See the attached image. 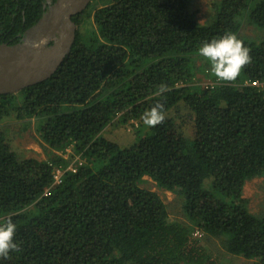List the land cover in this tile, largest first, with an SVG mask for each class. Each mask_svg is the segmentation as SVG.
Returning <instances> with one entry per match:
<instances>
[{"label":"trees","instance_id":"16d2710c","mask_svg":"<svg viewBox=\"0 0 264 264\" xmlns=\"http://www.w3.org/2000/svg\"><path fill=\"white\" fill-rule=\"evenodd\" d=\"M96 1L72 17L75 41L49 78L0 94V123L33 122L49 155L23 157L0 131V218H12L20 246L0 264H226L213 241L264 264V208L244 196L264 176V0H209L204 22L195 0ZM44 4L0 0V42H19ZM225 33L252 62L231 83L195 84L216 80L198 49ZM161 84L169 90L157 96ZM158 101L166 119L147 127ZM115 118L137 123L128 146L102 136ZM145 176L177 195L186 222L141 186Z\"/></svg>","mask_w":264,"mask_h":264},{"label":"water","instance_id":"95a60500","mask_svg":"<svg viewBox=\"0 0 264 264\" xmlns=\"http://www.w3.org/2000/svg\"><path fill=\"white\" fill-rule=\"evenodd\" d=\"M93 0H45L47 10L14 44L0 42V94H15L49 78L70 53L75 14ZM43 41V42H41Z\"/></svg>","mask_w":264,"mask_h":264},{"label":"rangeland","instance_id":"374dc122","mask_svg":"<svg viewBox=\"0 0 264 264\" xmlns=\"http://www.w3.org/2000/svg\"><path fill=\"white\" fill-rule=\"evenodd\" d=\"M209 0H195V7L200 10V22H204L207 14V3ZM101 3H98L96 0L92 1L88 10L94 11L96 7H99ZM206 12V13H205ZM87 28H90V25L87 24L82 27L85 31ZM242 34H248L249 36L255 35V28L244 22L241 27ZM217 81H212L209 77L204 74H198L195 80V84L204 86L205 84H214ZM182 107L183 104H180ZM179 107V108H181ZM176 114V110H172L169 115ZM117 119L115 118L112 123H110L102 132V136L107 139H110L120 146H128L132 142H134V128L137 123L130 122L127 124L118 125ZM0 131H3L9 138L11 145L13 148L23 157H34L39 160H47L49 155L44 151L42 145L39 142V138L35 132L34 123L31 122L29 128L23 130L19 125V121L13 116L8 117L1 121L0 123ZM64 157L68 160H71L70 165H73L78 159L79 155H77L71 148H68L64 152ZM62 174V172H61ZM143 188L151 190L155 192L159 197L163 200L165 205L167 206L168 213L170 218L179 221H185V217L182 215L180 211V199H178L177 195L166 191L164 189L159 188L155 182L148 176L143 178L141 183ZM244 196L247 197L250 201V206L253 212H259L264 208V176L259 178H254L249 180L244 188ZM207 245L210 247L215 246L214 250L220 257L225 260L226 264H252L253 260L246 259L241 256H233L226 253L220 244L217 241H213L211 243L207 242Z\"/></svg>","mask_w":264,"mask_h":264},{"label":"clouds","instance_id":"9594fccd","mask_svg":"<svg viewBox=\"0 0 264 264\" xmlns=\"http://www.w3.org/2000/svg\"><path fill=\"white\" fill-rule=\"evenodd\" d=\"M198 53L210 62L211 73L219 83L235 81L241 71L252 62L250 49L235 33H225L218 39L204 42ZM168 90L166 85L161 84L155 94L159 96ZM141 119L147 127L162 124L166 119L163 104L158 101L150 110L143 113ZM71 166L73 165H69L67 170H71L68 169ZM16 229L17 226L10 216L0 218V258L7 259L10 253L20 251V246L14 240Z\"/></svg>","mask_w":264,"mask_h":264},{"label":"built area","instance_id":"2783aa9c","mask_svg":"<svg viewBox=\"0 0 264 264\" xmlns=\"http://www.w3.org/2000/svg\"><path fill=\"white\" fill-rule=\"evenodd\" d=\"M68 169H71L72 171H75V168L73 166L69 167ZM61 172L62 171L60 169L56 170V176H55L56 181L59 180V177L61 176Z\"/></svg>","mask_w":264,"mask_h":264}]
</instances>
